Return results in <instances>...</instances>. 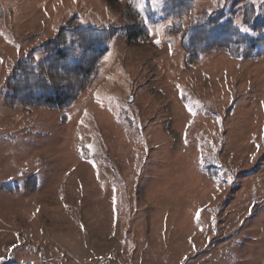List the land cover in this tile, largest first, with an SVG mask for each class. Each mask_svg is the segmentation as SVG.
Segmentation results:
<instances>
[{
  "label": "rangeland",
  "instance_id": "obj_1",
  "mask_svg": "<svg viewBox=\"0 0 264 264\" xmlns=\"http://www.w3.org/2000/svg\"><path fill=\"white\" fill-rule=\"evenodd\" d=\"M164 1L0 0V264H264V40L251 60L185 51L218 16L264 37V0H189L181 20ZM73 13L115 34L73 56L93 82L66 120L6 107L15 65Z\"/></svg>",
  "mask_w": 264,
  "mask_h": 264
},
{
  "label": "trees",
  "instance_id": "obj_2",
  "mask_svg": "<svg viewBox=\"0 0 264 264\" xmlns=\"http://www.w3.org/2000/svg\"><path fill=\"white\" fill-rule=\"evenodd\" d=\"M112 4L115 0H106ZM139 1V0H130ZM189 0H165L162 13L165 17H173L181 20L191 13ZM3 10L0 6V19ZM255 9L247 5L243 12V23L251 25L255 19ZM121 17L127 22L125 28L126 40L140 41L149 37V31L144 22L128 19L127 10H122ZM216 19H208L207 27L196 28L192 34L191 44L185 46L188 55V63H196L199 56L212 49H222L233 52L236 57L243 60H251L260 57L257 44L263 42L264 37L252 39L243 35L235 28L231 19L223 23ZM254 27V31L258 30ZM114 30L96 28L84 25L81 18L71 14L57 29L53 40L46 42L45 57L38 62L29 56L18 62L10 77L4 85L3 103L6 107H21L28 109H42L59 111L61 119L66 120L65 111H68L76 102L86 84L93 82L92 72L93 59L73 60L76 52L86 54H103L105 50L100 48V39L114 35ZM35 186L34 178L29 181V187ZM8 264V263H3ZM13 264V263H9Z\"/></svg>",
  "mask_w": 264,
  "mask_h": 264
},
{
  "label": "snow or ice",
  "instance_id": "obj_3",
  "mask_svg": "<svg viewBox=\"0 0 264 264\" xmlns=\"http://www.w3.org/2000/svg\"><path fill=\"white\" fill-rule=\"evenodd\" d=\"M245 31H246V29H245ZM199 214H200V213H199V211H198V212H197V217H199Z\"/></svg>",
  "mask_w": 264,
  "mask_h": 264
}]
</instances>
